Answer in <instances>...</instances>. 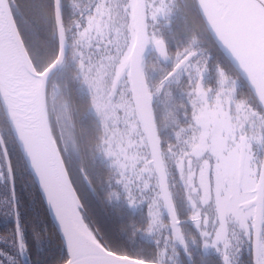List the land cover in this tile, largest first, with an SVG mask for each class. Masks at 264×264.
<instances>
[{
  "label": "snow or ice",
  "instance_id": "1",
  "mask_svg": "<svg viewBox=\"0 0 264 264\" xmlns=\"http://www.w3.org/2000/svg\"><path fill=\"white\" fill-rule=\"evenodd\" d=\"M71 7L69 18L64 0H0L2 210L15 221L0 233V264H31L17 192L22 161L62 230L68 254L58 264H210L211 252L238 264L245 245L247 264H264V0ZM32 17L47 39L29 44ZM73 83L94 116L87 147ZM96 160L107 199L142 213L131 221L138 248L110 243L88 219L79 184L95 190Z\"/></svg>",
  "mask_w": 264,
  "mask_h": 264
},
{
  "label": "trees",
  "instance_id": "2",
  "mask_svg": "<svg viewBox=\"0 0 264 264\" xmlns=\"http://www.w3.org/2000/svg\"><path fill=\"white\" fill-rule=\"evenodd\" d=\"M43 0H18L21 5L32 3H41ZM65 12L67 17L73 15L70 0H64ZM27 11V9H26ZM19 16V13H18ZM34 26L33 30L25 31V37L29 44L34 39L46 40V26L35 17L31 18ZM42 51V49H41ZM211 74V73H210ZM72 100L78 106L80 114L78 115L77 134L81 136L82 146L87 147L88 140L94 135V116L91 113H85V94L78 93L76 89L78 85L71 84ZM240 90L243 93L248 92V86L242 79L240 81ZM81 129L83 132L81 134ZM6 135L9 132L6 130ZM90 171L93 172L95 181V190L86 182L79 184L80 195L85 203L88 212V219L94 225H98L101 232L109 242L117 239H123L129 246L139 247L142 236L140 234L132 235L131 221H139L142 213L140 210L129 209L124 200L109 201L107 192L109 186L104 180V172L106 168L101 165L99 160L95 162L89 161ZM17 192L20 201L21 223L24 231V237L28 244V253L31 264H58L67 256L63 241L49 215L47 207L41 196L39 188L31 179V173L28 170L26 162H20L17 168ZM5 189V181L0 180V233L5 230L11 232L14 229L15 221L12 217L3 212V206L6 203L7 196ZM181 189H177V204L181 215L188 214L186 200L181 196ZM12 237H9V250L14 251L11 247ZM210 264H223L222 258L216 254H208ZM249 253L247 246L242 249L239 256V263L247 264Z\"/></svg>",
  "mask_w": 264,
  "mask_h": 264
},
{
  "label": "water",
  "instance_id": "3",
  "mask_svg": "<svg viewBox=\"0 0 264 264\" xmlns=\"http://www.w3.org/2000/svg\"><path fill=\"white\" fill-rule=\"evenodd\" d=\"M243 80H244V79H243ZM244 81H245L246 84H247V81H246V80H244ZM247 86H248V84H247ZM37 186H38V185H37ZM38 188H39V187H38ZM39 191H40V193H41V196H42V198H43V200H44V203H45V205H46V207H47V210H48V212H49V215H50V217H51V219H52V221H53V223H54V225H55V227H56V229H57V231H58V233H59V235H60V237H61V239H62V241H63L64 247H65L66 252H67V254H68L67 245H66V243H65V240H64V236H63L62 230H61V228H60V226H59V224H58V222H57V220H56V218H55L54 212H53V210L51 209V207L49 206L48 201H47V198H46L45 194L43 193V191H42L40 188H39Z\"/></svg>",
  "mask_w": 264,
  "mask_h": 264
},
{
  "label": "rangeland",
  "instance_id": "4",
  "mask_svg": "<svg viewBox=\"0 0 264 264\" xmlns=\"http://www.w3.org/2000/svg\"><path fill=\"white\" fill-rule=\"evenodd\" d=\"M257 153H258V155H260V156H264V148H261V147L257 146ZM178 189H180L179 186H178ZM181 196L183 197V194H181ZM183 198H184V197H183ZM183 200H185V199H183ZM186 204H187V203H186ZM211 253L216 254V255L219 256V254H217V253H215V252H211ZM238 264H240V263H239V258H238Z\"/></svg>",
  "mask_w": 264,
  "mask_h": 264
},
{
  "label": "clouds",
  "instance_id": "5",
  "mask_svg": "<svg viewBox=\"0 0 264 264\" xmlns=\"http://www.w3.org/2000/svg\"><path fill=\"white\" fill-rule=\"evenodd\" d=\"M172 182H173V184L174 185H176L177 186V189H178V186H179V183H178V181L175 179V177H172ZM236 232L239 234V228L238 227H236ZM241 243H243V240L241 239ZM242 264H244V262H242Z\"/></svg>",
  "mask_w": 264,
  "mask_h": 264
},
{
  "label": "flooded vegetation",
  "instance_id": "6",
  "mask_svg": "<svg viewBox=\"0 0 264 264\" xmlns=\"http://www.w3.org/2000/svg\"><path fill=\"white\" fill-rule=\"evenodd\" d=\"M70 3H71V0H70ZM210 79H211L212 81L215 80V74H214V72L210 74ZM165 134H167V130H165Z\"/></svg>",
  "mask_w": 264,
  "mask_h": 264
}]
</instances>
